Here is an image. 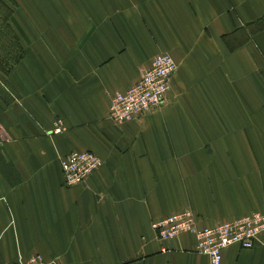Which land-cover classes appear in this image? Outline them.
I'll return each instance as SVG.
<instances>
[{
    "label": "crops",
    "instance_id": "0c3cea01",
    "mask_svg": "<svg viewBox=\"0 0 264 264\" xmlns=\"http://www.w3.org/2000/svg\"><path fill=\"white\" fill-rule=\"evenodd\" d=\"M159 53L165 100L115 123L110 96ZM74 150L102 165L67 186ZM186 208L264 211V0H0V264H209L151 227ZM221 264H264V235Z\"/></svg>",
    "mask_w": 264,
    "mask_h": 264
},
{
    "label": "built area",
    "instance_id": "2783aa9c",
    "mask_svg": "<svg viewBox=\"0 0 264 264\" xmlns=\"http://www.w3.org/2000/svg\"><path fill=\"white\" fill-rule=\"evenodd\" d=\"M177 63L167 53H159L150 64L140 69L138 79L126 90L114 92L109 100V118L115 123L134 120L151 108L159 106L166 98ZM62 129V121L54 122L52 133ZM101 158L93 151L74 150L59 157L64 184L82 183L100 168ZM152 229L160 240H168L183 233L193 235L195 251L208 258L209 264H221L223 250L231 245L252 248L264 235V211H253L232 219L202 223L190 208L173 212L154 220ZM1 264H45L36 254L24 262Z\"/></svg>",
    "mask_w": 264,
    "mask_h": 264
},
{
    "label": "rangeland",
    "instance_id": "374dc122",
    "mask_svg": "<svg viewBox=\"0 0 264 264\" xmlns=\"http://www.w3.org/2000/svg\"><path fill=\"white\" fill-rule=\"evenodd\" d=\"M63 128V127H62Z\"/></svg>",
    "mask_w": 264,
    "mask_h": 264
}]
</instances>
